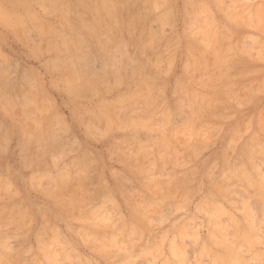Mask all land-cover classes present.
<instances>
[{"label":"clouds","instance_id":"9594fccd","mask_svg":"<svg viewBox=\"0 0 264 264\" xmlns=\"http://www.w3.org/2000/svg\"><path fill=\"white\" fill-rule=\"evenodd\" d=\"M33 2L55 14L43 0ZM149 2L150 10L144 7ZM5 3L0 0V264H67L66 257L52 254L49 240L56 242L57 224L74 223L98 233L101 258L89 264H144L133 237L163 231L169 227L165 216L171 228L195 219L210 197L207 174L192 156L207 95L184 90L169 97L175 110L165 112L152 101L154 89L148 90L143 120H129L117 99L129 73L143 71L119 41L131 42L133 28L149 27L152 11L167 15L169 0H83L79 7L88 22L79 27L64 22L67 5L59 0L61 15L40 27L13 18ZM248 7L261 20L264 61V0ZM180 18L177 9L176 25ZM250 75H258L259 88L230 100L241 117L260 109L258 155L264 169V64ZM149 129L155 142L136 151L135 134ZM117 158L126 169L147 170L143 191H129V181L114 178ZM259 188L264 193V172ZM145 200L147 207L140 203ZM258 211L264 224V196ZM112 232L127 244H114ZM261 257L264 264V250Z\"/></svg>","mask_w":264,"mask_h":264},{"label":"rangeland","instance_id":"374dc122","mask_svg":"<svg viewBox=\"0 0 264 264\" xmlns=\"http://www.w3.org/2000/svg\"><path fill=\"white\" fill-rule=\"evenodd\" d=\"M57 0H43L49 15L33 0H6L5 8L13 18L28 27L52 23L61 15ZM65 23L79 27L88 22L79 7L83 0H59ZM163 2V0H161ZM259 0H169L167 15L152 11L150 26L132 29V39L119 41V48L133 58L142 73H129L124 91L117 97L126 117L146 119L144 92L152 91V101L165 112H173L169 97L184 90L207 95L198 127L203 129L193 144L192 156L201 165L206 191L210 193L195 219L181 222L153 235L135 236L144 264H203L224 261L230 264H259L264 250V224L258 208L264 193L259 188L261 113L258 107L241 117L230 97L247 88H259L261 59V20L252 15L251 4ZM152 9V3L144 5ZM177 9L180 23H174ZM247 16V19H245ZM115 47V45H114ZM179 124H183L181 119ZM190 135V133H189ZM135 150L150 148L155 142L149 130L135 134ZM146 156L147 153H144ZM132 165L135 160L130 161ZM148 163V160H144ZM145 168L128 167L117 158L113 176L129 181V191H143L149 177ZM147 207L148 201H140ZM101 218L105 209H97ZM71 227V231L69 228ZM56 242L49 240L52 254L60 253L67 264H89L101 258L97 231L79 224H57ZM15 233H9V236ZM8 237H5L7 239ZM114 244H127L115 232ZM45 254L41 259H45Z\"/></svg>","mask_w":264,"mask_h":264}]
</instances>
